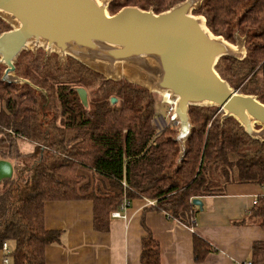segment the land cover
Masks as SVG:
<instances>
[{
    "label": "trees",
    "instance_id": "16d2710c",
    "mask_svg": "<svg viewBox=\"0 0 264 264\" xmlns=\"http://www.w3.org/2000/svg\"><path fill=\"white\" fill-rule=\"evenodd\" d=\"M183 1L112 0L109 9L115 14L125 6H137L160 13ZM195 13L207 18L214 34L231 42L236 31L247 36V57L225 56L216 69L235 88L249 79L241 91L260 95L264 103L259 87L250 86L264 71V0H205ZM8 28L0 18V34ZM52 59L45 61L44 52L24 53L17 73L55 96L65 117L60 125L50 120V101L28 84L3 82L5 67L0 65V159L28 156L40 161L35 167L17 165L11 177L0 180V249L5 242L14 244L8 255L13 264H46L47 246L62 240L63 231L46 228L49 201L93 200L94 228L102 232L110 229L112 211L135 199L154 200L149 209L193 226L194 200L219 190L214 183L217 174L227 178L235 169L238 181L264 186V142L251 138L232 117L221 121L217 107H191L192 135L179 162L177 128L156 134V101L147 89L126 80H106L88 110L73 85L86 86L101 76L74 60L79 69L59 67ZM112 98L120 102L111 104ZM19 139L43 140L45 149L22 154ZM81 168L107 178L118 191L90 189ZM249 217L264 229V196ZM146 229L142 262L161 264L160 244ZM193 239L195 260L201 262L213 248L197 234ZM251 262L264 264V241L254 243Z\"/></svg>",
    "mask_w": 264,
    "mask_h": 264
},
{
    "label": "water",
    "instance_id": "95a60500",
    "mask_svg": "<svg viewBox=\"0 0 264 264\" xmlns=\"http://www.w3.org/2000/svg\"><path fill=\"white\" fill-rule=\"evenodd\" d=\"M111 1L0 0V18L12 26L0 34L2 81L28 84L49 101L45 89L17 73L24 51L44 48L46 58L54 52L66 63L70 56L107 80L126 79L150 93L169 91L179 121L174 138L179 162L192 135L191 107H217L221 121L232 117L251 138L264 142V103L238 92L216 69L225 56L246 58V35L236 32L231 42L214 34L207 18L195 13L205 0H184L160 13L125 6L115 14L108 10Z\"/></svg>",
    "mask_w": 264,
    "mask_h": 264
},
{
    "label": "crops",
    "instance_id": "0c3cea01",
    "mask_svg": "<svg viewBox=\"0 0 264 264\" xmlns=\"http://www.w3.org/2000/svg\"><path fill=\"white\" fill-rule=\"evenodd\" d=\"M18 148L22 154H32L35 150L26 139L18 140ZM79 173L96 179V191H118L107 178L95 172L81 168ZM220 178L225 180L218 183L219 190L201 197V205H196L193 226L172 219L163 211L149 209V199H135L117 209L124 211L126 218L110 216V229L102 232L94 228L93 200L49 201L45 205L46 228L61 230L64 234L59 243L47 246L46 264H144L142 239L147 235L146 227L160 244L161 264H244L251 261L254 243L264 241V229L249 217L256 199L262 196L263 186L238 181L235 169L230 170V177ZM195 234L213 248L201 262L194 256ZM8 244L12 251L14 244ZM4 258L2 247L0 264H5Z\"/></svg>",
    "mask_w": 264,
    "mask_h": 264
},
{
    "label": "rangeland",
    "instance_id": "374dc122",
    "mask_svg": "<svg viewBox=\"0 0 264 264\" xmlns=\"http://www.w3.org/2000/svg\"><path fill=\"white\" fill-rule=\"evenodd\" d=\"M112 2V1H111ZM111 4V3H110ZM109 11H110V9H108ZM110 14H112L111 12H110ZM3 20V19H2ZM4 21V20H3ZM8 26H9V28H8V30L9 29H11V24L10 23H7L6 21H4ZM236 32H239V31H236ZM235 32V33H236ZM234 33V34H235ZM240 34V33H239ZM241 36H243L242 34H240ZM226 39V38H225ZM247 40V39H246ZM229 41V40H228ZM246 48H247V45H246ZM44 52V58H45V61H47L49 58H53L52 60H53V62H55V59L58 61V64H59V67H64V68H67L68 67V65L69 66H72V68L73 67H77L78 69L80 68V66L79 65H73L72 64V60H74L75 62H78L79 64H80V62L79 61H77V60H75L74 58H72V57H70V56H68V60L66 61V63H65V61H62V62H60V56H59V54L57 53H52V54H50L49 55V57L48 58H46L47 57V51L44 49V48H39L37 51H36V53H34L32 50H29V51H24L23 53H22V55L24 54V53H32L34 56H37L38 54H42L43 55V52ZM247 55H248V49H247ZM21 57V56H20ZM20 57H19V59H20ZM247 57V56H246ZM47 59V60H46ZM82 64V63H81ZM84 66H86V65H84ZM87 67V66H86ZM87 68H89V67H87ZM74 69V68H73ZM92 72H94V73H97L96 71H94L93 69H91V68H89ZM67 71V70H66ZM101 77L100 78H96V80H95V78H93V80H95V81H90L89 82V84H87L86 86L85 85H73L75 88H77L78 89V91H79V94H80V96H81V99H82V101L84 102V104H85V106L87 107V109L88 110H91L92 109V103L94 102V100L98 97V95L100 96L101 94H102V89L105 87V84H106V77L102 74H100V73H98ZM19 75V74H18ZM22 77V76H21ZM121 80H126V79H121ZM121 80H119V81H121ZM248 80L249 79H247V80H245L238 88H235L238 92H240V93H244V92H242L241 90H242V88H243V86L245 85V83H248ZM108 81V80H107ZM110 81H113V80H110ZM127 81V80H126ZM94 82V84H92ZM128 82V81H127ZM33 83V82H32ZM130 83V82H129ZM34 84V83H33ZM21 85H25V84H21ZM134 85V84H133ZM137 86H139V85H137ZM232 86V85H231ZM251 88H254V87H259V91H260V93H262L263 94V97H262V99L264 100V71H260L259 73H258V75H257V79H256V82L255 83H251ZM39 87V86H38ZM139 87H141V86H139ZM233 87V86H232ZM141 88H143V87H141ZM144 89H146V88H144ZM46 90V89H45ZM47 91V90H46ZM147 91H148V89H147ZM48 92V91H47ZM149 92V91H148ZM48 95H49V101H50V103H51V116H50V120L52 121V123H56V124H58V125H60L62 122V119H64L65 117H63L62 115H61V107H60V105H59V103H58V101H57V99H55V96L54 95H52L51 96V94H49L48 93ZM149 95L150 96H152L153 98H154V101H156V114L157 115H164V116H167V110H168V106L167 105H165V104H163V103H161V94L160 93H150L149 92ZM254 95H257L258 97H260V95H258V94H254ZM260 99V98H259ZM115 102H120L119 100H116ZM114 102V103H115ZM112 101H111V104H114ZM219 109V108H218ZM218 112L219 113H221V116H222V114H223V111H221L220 109L218 110ZM63 117V118H62ZM168 117V116H167ZM256 128H260V126H256ZM177 131H178V129H177ZM71 133V132H70ZM0 137H3L2 135H0ZM20 140V139H19ZM42 141V142H41ZM41 141H38V140H34V139H26V142H29L31 145H33V147H34V151H39V150H41L42 148H44V142H43V140H41ZM19 149V148H18ZM45 149V148H44ZM8 151H9V148H8ZM40 152V151H39ZM9 153V152H8ZM40 155H41V153H40ZM13 158L14 159H9V160H7V159H0V180H2L4 177H6V176H10L11 174H12V168H14V167H16L17 165H21V166H25V165H28V166H30V167H35L36 165H38L39 164V159H35L34 161H33V159H30L28 156H24V157H22L21 158V160H20V158H18V157H16V156H13ZM220 170H221V168H219ZM4 176V177H3ZM219 176V175H218ZM220 176H222V175H220ZM220 176L219 177H217V178H215V184H216V187L218 188V183L219 182H222V181H224L225 179L224 178H220ZM96 180V179H95ZM94 179H93V177L92 178H90L89 179V177H88V181L90 182V189H95L96 187V185H97V183H96V181H95ZM88 183V182H87ZM98 187H100L99 185H98ZM91 190V191H92ZM96 190V189H95ZM94 190V191H95Z\"/></svg>",
    "mask_w": 264,
    "mask_h": 264
},
{
    "label": "built area",
    "instance_id": "2783aa9c",
    "mask_svg": "<svg viewBox=\"0 0 264 264\" xmlns=\"http://www.w3.org/2000/svg\"><path fill=\"white\" fill-rule=\"evenodd\" d=\"M161 103L165 104L168 106L167 110V116L164 115H155L154 117V125L156 127L157 135L161 134L163 131H165L168 127L172 126L178 129L179 127V121L178 119L174 116V111L176 109V101L174 99H166L164 95L161 94ZM123 185L126 187V183L124 182ZM262 196H264V186H263V191H262ZM259 198V197H258ZM258 199H256L255 203H257ZM129 203L128 201H124L122 206H127ZM148 204L150 206H154L156 204V201L154 200H148ZM112 218H126V214L124 211L121 210H116L112 213L111 215ZM3 249L5 251V258L4 262L5 264H12L11 258L8 256L11 253V249L9 248L8 242H5L3 244ZM244 264H252L251 261H247Z\"/></svg>",
    "mask_w": 264,
    "mask_h": 264
},
{
    "label": "bare ground",
    "instance_id": "6f19581e",
    "mask_svg": "<svg viewBox=\"0 0 264 264\" xmlns=\"http://www.w3.org/2000/svg\"><path fill=\"white\" fill-rule=\"evenodd\" d=\"M162 95H164L166 97V99H168V100L171 99V93L169 91L162 93Z\"/></svg>",
    "mask_w": 264,
    "mask_h": 264
}]
</instances>
